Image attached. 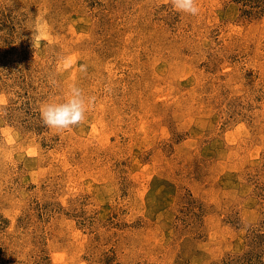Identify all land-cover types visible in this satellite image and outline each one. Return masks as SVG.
<instances>
[{
	"label": "rangeland",
	"instance_id": "obj_1",
	"mask_svg": "<svg viewBox=\"0 0 264 264\" xmlns=\"http://www.w3.org/2000/svg\"><path fill=\"white\" fill-rule=\"evenodd\" d=\"M197 3L0 0V264H264V0Z\"/></svg>",
	"mask_w": 264,
	"mask_h": 264
},
{
	"label": "clouds",
	"instance_id": "obj_2",
	"mask_svg": "<svg viewBox=\"0 0 264 264\" xmlns=\"http://www.w3.org/2000/svg\"><path fill=\"white\" fill-rule=\"evenodd\" d=\"M171 3L175 10L182 13L195 16L200 11L197 0H171ZM64 63L67 66L68 60ZM80 71L86 72L87 65H81ZM94 103L95 97H86L84 90L73 84L63 102H46L41 105V119L49 128L70 129L86 120V113L94 106Z\"/></svg>",
	"mask_w": 264,
	"mask_h": 264
}]
</instances>
